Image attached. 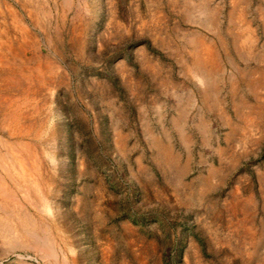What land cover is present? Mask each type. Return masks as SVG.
<instances>
[{
    "label": "rangeland",
    "instance_id": "1",
    "mask_svg": "<svg viewBox=\"0 0 264 264\" xmlns=\"http://www.w3.org/2000/svg\"><path fill=\"white\" fill-rule=\"evenodd\" d=\"M188 1L0 0V264H264V0Z\"/></svg>",
    "mask_w": 264,
    "mask_h": 264
},
{
    "label": "bare ground",
    "instance_id": "2",
    "mask_svg": "<svg viewBox=\"0 0 264 264\" xmlns=\"http://www.w3.org/2000/svg\"><path fill=\"white\" fill-rule=\"evenodd\" d=\"M190 3H191V1H190ZM193 4H194V2H193ZM184 7H185V5H184ZM196 9L199 10L198 12H196L199 17H196L195 19L202 20L204 22V25H206V24L208 26L212 25L210 23L214 18H216V11L208 8L206 6V3L204 0L201 1L200 6H194V7L190 8L189 11H195ZM188 15H190L192 18L193 13H190ZM201 17H202V19H201ZM190 58H191V56H190ZM213 60L214 59H213V56L211 55V53H210L209 57H206V56H203V54H201L198 50H195L192 54V61H191L190 68L188 69V71L192 77V80L200 88H203V90L201 91V94L203 92V95H205L207 97L205 99L209 98L211 100H215V97H216L214 95V89L213 88L211 89V87H209L213 83V81L215 83V80H216L217 66L214 64Z\"/></svg>",
    "mask_w": 264,
    "mask_h": 264
}]
</instances>
